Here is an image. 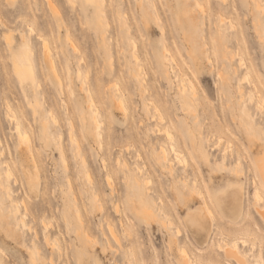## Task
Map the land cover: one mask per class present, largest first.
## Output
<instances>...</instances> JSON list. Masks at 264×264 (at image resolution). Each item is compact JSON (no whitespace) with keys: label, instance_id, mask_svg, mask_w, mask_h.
<instances>
[{"label":"rangeland","instance_id":"374dc122","mask_svg":"<svg viewBox=\"0 0 264 264\" xmlns=\"http://www.w3.org/2000/svg\"><path fill=\"white\" fill-rule=\"evenodd\" d=\"M99 1L90 5L83 0H0V182L10 184L11 198L21 201L20 212L27 223L21 236L14 237L11 231L0 228L3 264H127V250L132 243L137 255L129 264H176V247L168 248L169 235L173 236L174 230L163 228L158 220L146 225L129 208V203L138 205L143 194L155 209L160 207L158 197L164 206L169 204L170 208L164 209L182 221L187 247L193 252L198 249L204 264H235L225 258L218 245L223 243L222 234L230 243L237 231L255 232L250 242L238 244L239 249L249 263L253 264L259 254L264 264V228H259L256 213L260 205L253 200L255 172L251 163L258 147L250 152L242 125L252 120V115L264 127V111L250 99L254 93L252 83L264 94V11L257 10L252 0H144V5L135 0ZM195 1L202 4L204 12L196 8ZM258 1L264 6V0ZM155 13L160 21L155 19ZM188 15L195 17L196 25ZM255 16L260 23L257 31L252 24ZM230 20L235 24L233 28ZM217 28L222 38L216 35ZM43 37L51 47L55 71L44 61ZM130 37L137 43L139 69L131 59ZM163 45L174 57L169 62L173 66L168 72L170 79L163 71L164 65L169 67L162 56ZM25 50L33 63L37 88L30 82L21 85L12 72L13 60H22ZM240 57L246 66L239 64ZM78 69L86 76L98 106L102 129L99 142L86 107L85 86L79 89ZM247 71L250 83L244 77ZM219 72L226 73L223 83L218 79ZM178 77L196 84L197 112L183 113L176 95ZM115 83L126 93L127 115L114 107ZM70 86L74 94H70ZM237 87H241L242 95ZM7 101L23 115L22 126L29 134L37 168L27 153L20 151L14 122L6 114ZM29 103L35 104V113ZM154 103L163 109L164 122H156L152 116ZM242 106L251 115L243 118ZM50 111L57 121L52 120ZM68 116L74 125L78 150L77 143L68 136ZM168 124L189 162L187 168L174 162L175 175L188 183L192 173L198 176L200 185H205L215 220L207 214L202 200L183 205V180L174 183L152 158V152H159L162 143L168 147L163 132ZM60 147L65 163L60 158ZM238 154L244 159L238 166L240 172L234 174ZM168 157L173 159L170 152ZM117 158L126 161L124 169L118 167ZM136 164L143 167L142 173H137ZM7 168L10 175L6 178ZM107 173L113 179L112 185L106 183ZM125 173L130 181L125 180ZM231 174L237 176L229 177ZM134 176L139 177L138 182ZM144 176L152 179L148 186L144 185ZM238 187L243 218L232 222L226 220L213 199L216 194L228 198L231 190ZM92 190L98 194L102 210L93 207ZM0 198L10 218L11 206L5 191L0 190ZM227 202L225 208L229 206ZM76 208H80L83 222L75 216ZM194 215L195 223L207 225L208 232L200 234L197 227L187 225L185 220ZM121 220L131 230L130 236L124 235ZM45 222H49L47 228ZM108 222L121 243L116 244L110 237ZM252 225H257L259 233ZM86 233L93 244L84 243ZM44 235L56 237L61 251L47 244ZM33 246L34 251L37 249L35 263L28 256V248Z\"/></svg>","mask_w":264,"mask_h":264},{"label":"bare ground","instance_id":"6f19581e","mask_svg":"<svg viewBox=\"0 0 264 264\" xmlns=\"http://www.w3.org/2000/svg\"><path fill=\"white\" fill-rule=\"evenodd\" d=\"M83 1H85L87 4H90V5L97 4L98 2H100L99 0H83ZM135 1L139 5H141V4L144 5V0H135ZM49 2H50V0H49ZM252 2H253L254 7L257 10H259L260 12L264 11V6L258 0H252ZM51 5H53V4H51ZM194 5L200 11H203V9L201 8L202 4L199 1H195ZM187 17L189 18V20L194 25H196L197 21H196L195 17H193L191 15H188ZM159 18L160 17H158V14L155 13V19L157 21H160ZM221 18L225 19L224 17H221ZM156 20H154V21L157 24ZM219 22H220V20H219ZM229 22H230V27L233 28L235 26V24L231 20ZM252 24L254 25L255 31L259 30L258 28L260 27V23L257 20L256 16L254 17ZM143 25H145V24H143ZM160 32L162 34L164 32L163 27H161V26H160ZM216 35L219 36L220 38H222V36H223V34L219 28H217ZM5 38L7 39L8 37H5ZM203 43L205 44V42H203ZM129 44L132 47L131 59L134 61V63H137V65H138L137 69H139L138 67L141 66V63L139 60V56L137 54L136 40L133 37H130L129 38ZM195 44H197V43H195ZM204 44L202 46H204ZM74 45H75V43H74ZM199 45H200V43H199ZM41 48H42L45 63L49 64L50 68L53 71H55L56 66H55V62L53 60L54 58L51 55V53H52L51 47L49 45L48 40L44 37L42 38ZM167 52H168V50H167L166 46L163 45V48H162V54L163 55L162 56L166 60V63L169 64L168 68L165 65L163 66V71H164L166 78L170 79L168 72H169L170 68H173V66H171L170 63H172L174 57H173V55H170ZM223 52L226 54V52L222 50L223 55H224ZM201 55H203V54H201ZM110 59H111V57H110ZM238 60H239L238 62L240 65L246 66L245 61L242 57H240ZM110 66H111V64H110ZM230 68H232V67H230ZM219 71H221V70H219ZM12 72H13V75L16 78L17 82L20 83L21 85L23 83H29L30 82V83L34 84L35 88H37L39 86V82L37 81L36 75L34 72L33 63H32V61L28 55L27 50L24 51L22 60H17V59L13 60ZM225 74L226 73L223 74L222 72H219L217 74L219 81L222 83L224 82L225 78H227V77H225ZM77 76H78V78H80L79 79L80 80L79 89L82 90L85 86L84 90L87 93V105H86V107L90 113V121L93 123L95 139L99 142L102 138V129H101V120L99 119L98 112H97L98 106L95 105L93 93H92L91 89L88 88V84H86V80H87L86 76L83 75L82 73H80L79 69L77 70ZM244 77L246 78L245 79L246 82L250 83V74L248 71L245 73ZM178 78H179L178 79L179 83L176 86L177 87L176 95L179 99L180 106H181V109L183 110V113L185 115H188L191 112H193V113L197 112V102L196 101L198 98L197 97L198 90H197L196 84H194V82L192 80H186V79H183L182 77H178ZM252 85L254 86V93H252L250 95V99H251V101H256V105H257L258 109L264 111V94L262 93V95H261L258 92V89H257V86L255 83H252ZM69 89H70V91H69L70 94H74V89H72L71 86L69 87ZM144 89L146 90L145 86H144ZM174 89H175V87H174ZM237 91H238V93H240V95H242L241 87H237ZM112 96L114 97V105H115L114 107L116 109H119V111H121V113H123V115H127L129 112V105L127 104L126 93H125V91L120 89V87L118 86L117 83H115L114 93L112 94ZM28 106L32 108L34 113L36 112L35 111V104L29 103ZM37 106H39V105H37ZM65 110H66V113L69 112V108L67 106H65ZM240 112H241V115L243 116V118L251 115L250 113L246 112V110L244 109L243 106L240 108ZM6 114H7L8 118H10V120H12L14 122L15 133H16L17 138H18L20 151L22 153H27L30 160H32V164L36 167L37 166V159L33 153L32 146L29 143V141H30L29 140V134H28L27 130L25 128H23V126H22V120H21L23 118L22 113L17 112L10 105L9 101H7ZM49 115L53 121H57V118L53 114V112L50 111ZM152 116L157 120L156 122H164L166 120V115H165L163 109L161 108V106H159L158 104H155V103L153 105ZM67 119H68L69 129H70L69 133H68L69 139L72 143H75V144L77 143L76 144V146H77L78 145L77 137L73 131L74 125H73L72 120L70 119L69 116ZM151 119H152V117H151ZM251 119L252 120L242 122L243 123L242 125L244 127V131L247 133V138H248V141L250 144L248 148H249L250 152L252 153V150L254 147H256V146L258 147V150L256 152H253L254 155L251 158L253 171L255 172V177L253 179V187H254L253 188V200H254L256 205H260V208L257 210L256 213H257V218H258V222H259V228H264V127L263 128L260 127L259 124L256 121H254V118H252V115H251ZM183 122L185 125L186 121L184 120ZM43 125H45V124H43ZM158 130H159V132L161 131L160 128ZM163 132H164L165 141H166L168 147H166L164 145V143H162L160 145L159 152H157V153L152 152L153 160L155 161V163L160 164L161 169L166 171V173L168 174V176H170L172 178L174 183H177V182L183 180L182 182H183L184 187H183V192L181 194L182 199H183L182 200L183 205H187V204L193 202L195 199L202 200V204H203L207 214L209 215V217L212 220H215L214 210L210 204L209 199L207 198V196L205 194V185H204V183H202V185H200L198 176L195 173H192L190 183H188L184 177H180L178 175H175L173 163L176 162V163L182 165L184 168H187L188 157H187L186 153L184 151L180 150L178 145L176 144V141L174 139L175 135H174V132L172 130V125L168 124L165 128H163ZM98 146H100V143L98 144ZM191 147H192V149H194L193 144ZM228 147L231 148L232 145L228 144ZM59 149H60L61 161L63 163H65L66 159L63 155V150L61 149V147ZM78 149H79V145L77 146V150ZM224 150H226V149H224ZM169 152L173 155V159H170L168 157ZM222 153H223L222 158H223V160H225V157H226L225 151ZM137 157H139V154ZM242 159H244L243 156L238 154L236 157V162H235L238 165L236 167V165L234 164V166H235L234 167L235 169H233L234 174H238L240 172L238 169V166H239ZM116 163H117L118 167H120L122 169H124L127 165L126 161L122 160L120 158L116 159ZM188 166H189V164H188ZM102 168H103V166H102ZM135 168H136L137 173H142L143 167L136 164ZM9 175H10V169L7 168L6 178ZM86 175H88V174H86ZM88 176H90V175H88ZM105 176H106V179L108 181V182L106 181V183L107 184L110 183L112 185L113 179H112L111 175L109 173H107ZM236 176L237 175L233 176V174H231V176H229V177H236ZM90 178L88 177V179H90ZM134 178H135L134 180H136V182L139 181V177L134 176ZM0 180H1V175H0ZM125 180H127V181L131 180V177L128 175V173L127 174L125 173ZM142 180L144 181L145 186H148L152 182V179L150 176H144L142 178ZM69 185H70V183H69ZM0 190L5 191L9 205L11 206V210H10L11 215L9 218V215L3 209L4 200L2 198H0V228H3L4 230L6 229V230L11 231L12 235H14V237H15V235L19 236V234L21 236V233H23V230L27 228V223L24 219L25 217L22 214V212H20V208H19L21 201H17V200H14L13 198H11V187H10L9 183L0 182ZM97 196H98V194L92 190V197H91L92 198V201H91L92 205H93V207L97 206L99 209L102 210L103 204L101 203V201L99 200V198ZM229 197L223 198L222 195L216 194V195H214L213 200H214L215 204L217 205V207L220 209V211L226 217V220H233L232 222H235L238 217L243 218L241 187H238L235 189L233 188L231 190ZM128 198H129V195H128ZM130 198H129V200H130ZM158 201L160 203V207H158L156 205L157 207L155 209V206L153 204L149 203L147 201L145 195L143 194L139 198L138 205L134 206L133 202H132V203H129L130 206H129V204H128V206H129L130 210L133 208V210L135 211V214L138 215L139 217H141L146 225H150L152 222H156L158 220V222L163 226V228H165L167 230H171V231L174 230L173 231L174 235L173 236L169 235L168 248L171 250V249H173V247H176V252H177V256H178V258L175 259L176 264H204V261H202V258L200 257L199 250L196 248L197 251L193 252L187 247V245H186L187 233L185 232V227H184L182 221L179 220L178 216H176V219H174L173 215L168 210L166 211V209H164L166 207H167V209H169L170 206H169V204H166L164 206L163 200L161 197H158ZM225 201H228L227 204L229 203V206L227 208H225L226 207V203L224 204ZM131 205H133V206H131ZM114 207L117 209L118 205L115 204ZM24 208L25 209L23 211L26 212L27 208L25 207V205H24ZM95 210H96V208H95ZM159 215H160V217H159ZM75 216L77 217V219L80 220V222H83L82 216L80 214V208L75 209ZM196 217H197V215H194L193 218H191V219L187 218L185 220V222L187 223V225H191V226L193 225L194 227H197V229L199 230L198 232L200 234H204L205 232H208L209 227H207V225H205L204 223H200V222L195 223ZM161 219H162V221H161ZM119 223H120V221H119ZM48 224H49V222L48 223L45 222L44 225H46V228L49 226ZM110 224H111L110 222H108V224H107L108 228H109L108 231H109L110 237L114 240V242H116V244L121 243L119 238H118V235L116 234L115 230L113 229V226ZM121 224L123 225L124 235L126 237L130 236L131 230L129 229V227H126V225H124L122 220H121ZM28 228H30V227H28ZM200 228H201V230H200ZM259 228L257 227V225H252V229L256 230L257 233H259V231H258V230H260ZM30 230H32V229H30ZM81 230L87 231L84 228L83 229L81 228ZM254 234H255V232H252V231H244V232H238L237 231L236 234L233 236L232 241L230 243H228L226 241L227 235L222 234L221 238H222L223 243H220L218 245V250L224 253V256L227 260L233 261L235 264H251L246 259L247 255L242 254L240 252L238 244L239 243H241L243 245L247 244L252 239V236L254 239ZM89 237H90L89 233H86L84 243H92L93 244L94 241L92 239H90ZM260 239H259V242H260ZM19 240H18V242H19ZM44 240L47 244L52 246V248H53V246L54 247L56 246V248H58V250H59L60 244H59L56 237L50 238L47 235H44ZM107 240H108V238H106V243L110 247L111 244ZM257 240H258V238H257ZM33 243H31V244H33ZM253 244H255V243L253 242ZM119 245H121V244H119ZM34 248H36V247L33 246L31 249L28 248L29 249L28 250L29 251L28 256H29V259L35 263L36 262V252L35 251L37 249L34 251ZM105 250H106V247H103V251H105ZM59 251H61V249ZM127 251L130 254V257L128 258L129 260L127 259L128 260L127 264H129V262L133 263L134 261H130V260L133 257L135 258V255H137V251H136V248L134 247L133 243L128 246ZM263 251H264V247H263ZM38 254H40V253H38ZM1 258L2 257H0V264H3V261ZM40 258L38 257V259H40ZM253 264H261V259H260L259 254H258V257L254 260Z\"/></svg>","mask_w":264,"mask_h":264}]
</instances>
